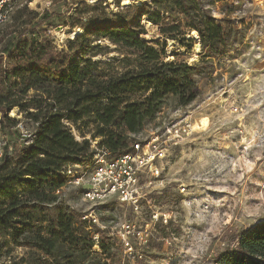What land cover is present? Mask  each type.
<instances>
[{"label":"trees","instance_id":"obj_1","mask_svg":"<svg viewBox=\"0 0 264 264\" xmlns=\"http://www.w3.org/2000/svg\"><path fill=\"white\" fill-rule=\"evenodd\" d=\"M229 1L146 0L113 18L83 23L68 52L40 34L25 39L27 28L19 33L6 49L10 67L0 64V133L15 138L19 120L8 117L14 107L35 128L30 146L13 144L0 160V259L7 257V264H117L114 237L95 242L103 231L64 205L63 194H55L65 186L63 167L93 157L88 142L75 141L68 127L83 134L90 123L88 132L91 139H100V148L125 153L168 100L179 108L195 101V77H211L213 61L230 58L242 41L241 22L230 17L236 9ZM215 4L227 7L224 17L210 14L208 7ZM143 19L157 27L162 40L141 38L146 33ZM191 32L200 44L198 63L188 64L177 55L167 61L166 42L185 47ZM93 36L107 38L134 58L123 57L120 71L98 70V61L84 59ZM16 247L25 248L21 257L12 255ZM217 263L264 264V223L239 236Z\"/></svg>","mask_w":264,"mask_h":264},{"label":"rangeland","instance_id":"obj_2","mask_svg":"<svg viewBox=\"0 0 264 264\" xmlns=\"http://www.w3.org/2000/svg\"><path fill=\"white\" fill-rule=\"evenodd\" d=\"M229 3L236 9L230 17L241 22L243 38L235 44L237 49L230 58L213 61L211 77H195L199 91L195 101L179 108L168 100L157 118L136 136L144 139L151 132H161L166 124H178L186 118L194 129L176 145L168 146L162 183L149 195L150 204H143L134 212L114 200L85 203L72 188L63 190L64 205L80 215L89 212L96 217L97 227L103 231L99 239L108 234L114 237L120 253L117 264H224L217 263L218 257L233 249L243 233L264 223V0ZM128 7L118 1L111 7L103 1L91 4L87 0H16L0 26V64L6 70L10 67L6 49L24 28L29 31L25 39L40 34L58 50L68 52L75 37L58 41L56 30L63 29L70 35L77 29L82 31L81 25L87 21L97 23L113 18ZM208 9L213 18L220 19L227 7L215 4ZM28 19L30 23L25 24ZM142 23L146 30L141 36L144 41L162 40L157 27L146 19ZM194 36L195 32L186 36L191 40L185 47L167 41L165 59L171 61L177 55L178 60L188 64L198 63L200 44ZM89 45L84 59L98 61L100 71H120L125 65L120 62L123 57L134 58L130 51L113 45L107 38L93 36ZM73 48L77 50L79 43ZM13 110L14 117L10 116ZM12 111L8 117L20 120L27 132L34 131L35 125L19 115L16 107ZM201 119H206V128L200 127ZM88 124L83 134L75 126L68 129L75 141L88 142L94 156L100 149V139H91L88 131L92 125ZM5 140L9 155L15 148L13 144H17L9 136ZM16 156H12L14 162ZM152 213L165 216L167 223L160 220L151 228ZM124 220L136 230L151 229L146 242L129 234L131 251L120 241ZM25 251L16 247L12 255L21 257ZM7 263L8 258L2 256L0 264Z\"/></svg>","mask_w":264,"mask_h":264},{"label":"built area","instance_id":"obj_3","mask_svg":"<svg viewBox=\"0 0 264 264\" xmlns=\"http://www.w3.org/2000/svg\"><path fill=\"white\" fill-rule=\"evenodd\" d=\"M16 0H0V26L6 21L12 4ZM193 129L191 120L186 118L180 123L166 124L161 132H151L146 138H135L131 149L120 154H111L107 149L100 148L89 162L73 164L63 167L66 176L65 186L56 190L61 196L66 187L77 192L85 203H101L107 200L116 201L121 207L137 212L143 204L149 203V195L162 183V174L167 160L169 145H176L182 138L191 134ZM14 142L19 148H26L32 144L33 136L27 132L19 120L15 126ZM9 148L5 137L0 133V160ZM81 220L99 226L94 215L87 212L82 214ZM167 223L165 216L159 217L152 213L151 228L158 221ZM123 221L120 225V241L125 249L131 251L128 240L129 234L140 241L150 233L151 229L136 230L131 222ZM98 241V236L93 238ZM95 248H98L96 245Z\"/></svg>","mask_w":264,"mask_h":264},{"label":"bare ground","instance_id":"obj_4","mask_svg":"<svg viewBox=\"0 0 264 264\" xmlns=\"http://www.w3.org/2000/svg\"><path fill=\"white\" fill-rule=\"evenodd\" d=\"M88 2H90L91 4H96L98 3L99 1H103L105 2L106 4L110 5L111 7H114L115 3L118 1L121 3V6L122 7H128V6H131V5H139L141 3V1L143 0H87ZM74 32V31H73ZM82 34V31L80 29H77L73 34H70V35H67L63 29H58L56 30L55 32V37L58 41H65L67 38H71L73 39L74 37H76L77 35H80ZM194 38L196 40H198V37L197 36H194ZM15 110H13L11 113H10V116L14 117L15 116ZM200 127L201 128H206L207 126V121L206 119H201L200 120Z\"/></svg>","mask_w":264,"mask_h":264}]
</instances>
